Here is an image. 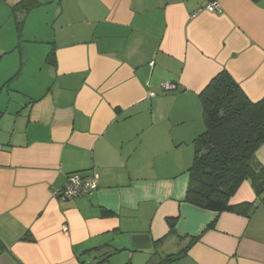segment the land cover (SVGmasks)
<instances>
[{"label": "crops", "instance_id": "1", "mask_svg": "<svg viewBox=\"0 0 264 264\" xmlns=\"http://www.w3.org/2000/svg\"><path fill=\"white\" fill-rule=\"evenodd\" d=\"M36 1L24 24L36 18L33 41L56 65L0 112V264H158L199 236L175 264H264V207L241 216L184 201L199 93L225 71L264 97V0H218L215 13L208 0ZM255 157L264 168V143ZM78 173L97 176L96 191L54 197ZM255 201L249 182L231 199Z\"/></svg>", "mask_w": 264, "mask_h": 264}, {"label": "trees", "instance_id": "2", "mask_svg": "<svg viewBox=\"0 0 264 264\" xmlns=\"http://www.w3.org/2000/svg\"><path fill=\"white\" fill-rule=\"evenodd\" d=\"M38 5L36 0H20L11 7L19 36L22 35L26 15ZM46 63L55 67L53 49L47 54ZM198 98L204 130L192 142L193 159L187 170L184 201L215 214L248 216L258 205L264 207V168L255 157L264 143V97L251 101L228 73L222 71L208 82ZM244 182L250 183L256 201L231 203ZM166 222L169 234L183 241L185 237L179 236L175 230V219H167ZM213 225L214 222L207 228ZM199 237L189 238L185 247L161 258L158 264L177 263ZM20 240L32 241L28 235Z\"/></svg>", "mask_w": 264, "mask_h": 264}, {"label": "rangeland", "instance_id": "3", "mask_svg": "<svg viewBox=\"0 0 264 264\" xmlns=\"http://www.w3.org/2000/svg\"><path fill=\"white\" fill-rule=\"evenodd\" d=\"M15 2L0 0V112L8 113L13 112L18 103H26V96L36 95L43 79L50 77L47 74L50 67L45 62L50 46L33 41L31 34L36 28V18L31 20L32 16L27 17L19 36L11 15V6ZM200 130L199 133L202 132ZM189 135L191 137V133ZM193 139L191 137L184 147L191 152L190 164Z\"/></svg>", "mask_w": 264, "mask_h": 264}, {"label": "built area", "instance_id": "4", "mask_svg": "<svg viewBox=\"0 0 264 264\" xmlns=\"http://www.w3.org/2000/svg\"><path fill=\"white\" fill-rule=\"evenodd\" d=\"M203 10H206L209 13L220 12L218 0H208V3ZM161 87L165 92L175 90V85L170 83H163L161 84ZM152 96L154 95L150 94V97ZM96 178L97 176L93 174L87 176L83 174L70 175L67 178L64 187L61 190L54 192V197L66 200L89 196L97 189Z\"/></svg>", "mask_w": 264, "mask_h": 264}]
</instances>
